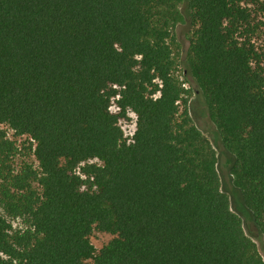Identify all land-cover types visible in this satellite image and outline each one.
<instances>
[{"label": "trees", "instance_id": "16d2710c", "mask_svg": "<svg viewBox=\"0 0 264 264\" xmlns=\"http://www.w3.org/2000/svg\"><path fill=\"white\" fill-rule=\"evenodd\" d=\"M193 80L264 237V0H0V264H264Z\"/></svg>", "mask_w": 264, "mask_h": 264}, {"label": "rangeland", "instance_id": "374dc122", "mask_svg": "<svg viewBox=\"0 0 264 264\" xmlns=\"http://www.w3.org/2000/svg\"><path fill=\"white\" fill-rule=\"evenodd\" d=\"M181 9L183 11L184 19L180 21L175 28V33L180 44V73L183 79L185 77L192 79L187 65V57L191 45L194 26L192 25L186 3L181 5ZM187 85H191L192 88L195 89L190 101L191 116L196 125L201 128L206 137L210 140L216 151L221 188L228 194L232 209L240 215L245 231L257 243V246L264 257V237L261 229L256 223L253 212L246 206L241 190L234 183L232 168L235 162V156L223 144L221 136L209 116L205 98L197 88L194 80L193 83H187ZM123 127L126 135H131L136 128L135 118L132 116L131 121L123 123ZM9 134L10 137L16 139L13 135V130L9 129ZM29 139L30 138L23 136L19 137L17 141L23 147L29 145ZM23 151L24 153L28 152L26 149ZM23 158L36 162L34 156L29 157L28 154L19 158L18 161L21 162ZM114 236V234L109 232L94 230L91 234V241L96 247V252L109 243Z\"/></svg>", "mask_w": 264, "mask_h": 264}]
</instances>
